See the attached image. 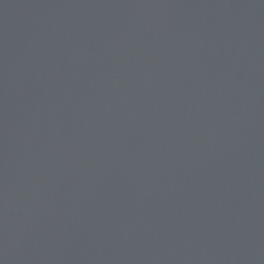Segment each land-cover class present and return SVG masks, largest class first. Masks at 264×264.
<instances>
[{"label": "water", "instance_id": "water-1", "mask_svg": "<svg viewBox=\"0 0 264 264\" xmlns=\"http://www.w3.org/2000/svg\"><path fill=\"white\" fill-rule=\"evenodd\" d=\"M0 264H264V0H0Z\"/></svg>", "mask_w": 264, "mask_h": 264}]
</instances>
